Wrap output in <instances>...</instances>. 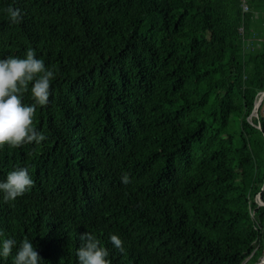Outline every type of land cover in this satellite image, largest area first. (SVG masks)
I'll return each mask as SVG.
<instances>
[{
	"label": "trees",
	"instance_id": "1",
	"mask_svg": "<svg viewBox=\"0 0 264 264\" xmlns=\"http://www.w3.org/2000/svg\"><path fill=\"white\" fill-rule=\"evenodd\" d=\"M250 6L0 0V58L32 48L56 71L34 119L46 141L0 147V180L27 167L35 182L0 198V239H33L41 264H78L86 232L111 264L259 263L264 0Z\"/></svg>",
	"mask_w": 264,
	"mask_h": 264
},
{
	"label": "clouds",
	"instance_id": "2",
	"mask_svg": "<svg viewBox=\"0 0 264 264\" xmlns=\"http://www.w3.org/2000/svg\"><path fill=\"white\" fill-rule=\"evenodd\" d=\"M7 14L12 23H19L22 19L20 8L9 6ZM55 77L56 71L46 66L32 48L26 50L23 58H0V147L19 148L46 141V135L37 129L34 119L37 106L48 104ZM26 93H30L33 103H24ZM121 182L130 183L127 173H122ZM34 183L27 167L14 169L0 180V198L5 203L14 202L29 192ZM80 240L81 245L76 253L78 264H111L108 250L95 235L86 232L80 236ZM109 240L116 249L124 252L123 241L118 235H110ZM10 256L12 264L42 262L40 249L31 238H24L19 244L13 238L0 239V260Z\"/></svg>",
	"mask_w": 264,
	"mask_h": 264
},
{
	"label": "water",
	"instance_id": "3",
	"mask_svg": "<svg viewBox=\"0 0 264 264\" xmlns=\"http://www.w3.org/2000/svg\"><path fill=\"white\" fill-rule=\"evenodd\" d=\"M263 99H264V92L262 93V95L260 96L258 102L256 103L255 105V108H254V111H253V115L254 116H257L258 115V110H259V107L261 106L262 102H263ZM262 204V202H261ZM257 264H264V257L262 258V260L257 263Z\"/></svg>",
	"mask_w": 264,
	"mask_h": 264
},
{
	"label": "built area",
	"instance_id": "4",
	"mask_svg": "<svg viewBox=\"0 0 264 264\" xmlns=\"http://www.w3.org/2000/svg\"><path fill=\"white\" fill-rule=\"evenodd\" d=\"M250 1L251 0H240L243 13L248 14L252 11L251 6H250Z\"/></svg>",
	"mask_w": 264,
	"mask_h": 264
},
{
	"label": "bare ground",
	"instance_id": "5",
	"mask_svg": "<svg viewBox=\"0 0 264 264\" xmlns=\"http://www.w3.org/2000/svg\"><path fill=\"white\" fill-rule=\"evenodd\" d=\"M17 155V154H16ZM39 173V172H38ZM259 178V177H258ZM35 179V178H34ZM107 181V180H106ZM97 184V183H96ZM55 193V192H54ZM238 196V195H237ZM200 216V215H199ZM262 224V223H261ZM227 243V242H226ZM183 245V244H182ZM241 253V252H240ZM257 258V257H256Z\"/></svg>",
	"mask_w": 264,
	"mask_h": 264
}]
</instances>
